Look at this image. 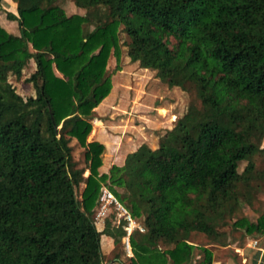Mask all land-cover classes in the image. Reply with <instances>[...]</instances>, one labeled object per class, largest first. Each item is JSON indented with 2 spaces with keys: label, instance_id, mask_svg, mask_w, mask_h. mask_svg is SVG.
<instances>
[{
  "label": "trees",
  "instance_id": "obj_1",
  "mask_svg": "<svg viewBox=\"0 0 264 264\" xmlns=\"http://www.w3.org/2000/svg\"><path fill=\"white\" fill-rule=\"evenodd\" d=\"M61 1L16 0L7 16L19 33L0 26V82L35 62L25 79L33 97L0 85V264H102L91 216L102 182L141 219L144 231L128 238L133 264H211L189 236L216 240L250 202L249 157L264 133V0H72L83 14H66ZM120 32L130 61L193 99L156 148L98 173L103 145L85 137L109 92ZM71 140L83 148L85 176ZM231 227L264 236V213Z\"/></svg>",
  "mask_w": 264,
  "mask_h": 264
},
{
  "label": "rangeland",
  "instance_id": "obj_2",
  "mask_svg": "<svg viewBox=\"0 0 264 264\" xmlns=\"http://www.w3.org/2000/svg\"><path fill=\"white\" fill-rule=\"evenodd\" d=\"M59 4L66 14L84 13L72 0H63ZM7 12H16V0H0V26L7 32L18 34V21L9 19ZM126 41L127 37L120 32L118 58L110 55L106 64V70L110 73V89L93 108L94 118L90 120V131L85 137V142L97 141L103 145L98 173H106L111 165L124 164L127 155L141 146L156 148L159 137L171 128L176 117L185 111L193 99L192 94L178 87H168L155 76L153 70L139 67L137 61H130L126 53ZM26 67L27 64L21 69L19 77L9 72L5 82H0V85L8 84L23 99L35 95L31 83L25 80L31 74ZM257 137L259 151L249 157L255 168V179L248 189L250 202H244L233 217L225 219V226L220 228L223 232L216 240L211 241L202 233L194 232L189 236L194 245L207 247L211 251L212 260H218L221 264H242L239 252L241 248L244 257L257 247L264 249V236L254 233L247 235L242 229L231 227V222L237 217L254 222L264 213V133H258ZM70 145L75 166L83 168L82 175L85 176L88 171L85 169L83 148L74 140L70 141ZM244 165L245 161L239 162L238 171ZM101 184L106 187L103 182ZM82 187V183L76 187L77 196ZM115 189L121 197L122 189ZM115 199L121 206L127 207V200L122 201L118 197ZM101 203L99 201L93 208L91 216L96 229L100 231L102 264H133L130 247H125V233L118 237L114 231L121 220L120 211L114 203L101 211ZM134 220L143 227L140 218ZM159 246L164 248L163 245ZM200 248L194 250L195 260L202 256ZM261 264H264V258Z\"/></svg>",
  "mask_w": 264,
  "mask_h": 264
},
{
  "label": "built area",
  "instance_id": "obj_3",
  "mask_svg": "<svg viewBox=\"0 0 264 264\" xmlns=\"http://www.w3.org/2000/svg\"><path fill=\"white\" fill-rule=\"evenodd\" d=\"M99 201L102 202L100 204V209H99L101 211H104L106 206L111 203H114L116 208H118V210L120 211V218L124 221L123 228L125 230V247L129 249L130 245L128 238L131 232L134 230L143 232L144 228L136 224L134 218H132L128 209L121 206L118 203V201L115 199V196L106 187L101 186L98 202Z\"/></svg>",
  "mask_w": 264,
  "mask_h": 264
},
{
  "label": "crops",
  "instance_id": "obj_4",
  "mask_svg": "<svg viewBox=\"0 0 264 264\" xmlns=\"http://www.w3.org/2000/svg\"><path fill=\"white\" fill-rule=\"evenodd\" d=\"M26 64H27V67H26L27 70L31 71V73L34 72L35 62H34L33 58H29L24 65H26ZM24 65H23V67H24ZM239 252H240V258H241L242 264H261V262L264 258V249L258 248V247H257V249H255V251H249V254L246 255V257H244L242 255V248L239 250ZM212 264H221V262L213 259Z\"/></svg>",
  "mask_w": 264,
  "mask_h": 264
}]
</instances>
